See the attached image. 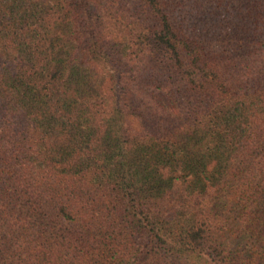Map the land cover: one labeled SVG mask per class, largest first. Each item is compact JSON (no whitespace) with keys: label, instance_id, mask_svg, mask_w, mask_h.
I'll return each instance as SVG.
<instances>
[{"label":"trees","instance_id":"trees-1","mask_svg":"<svg viewBox=\"0 0 264 264\" xmlns=\"http://www.w3.org/2000/svg\"><path fill=\"white\" fill-rule=\"evenodd\" d=\"M0 264H264V0H0Z\"/></svg>","mask_w":264,"mask_h":264}]
</instances>
